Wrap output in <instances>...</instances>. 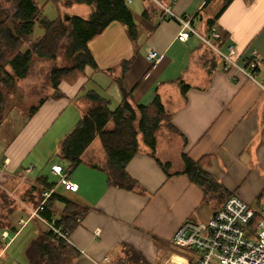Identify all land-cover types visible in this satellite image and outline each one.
<instances>
[{
	"label": "crops",
	"instance_id": "1",
	"mask_svg": "<svg viewBox=\"0 0 264 264\" xmlns=\"http://www.w3.org/2000/svg\"><path fill=\"white\" fill-rule=\"evenodd\" d=\"M151 1L143 0L144 21L137 26L135 40L122 22L110 23L89 43L99 69L88 68L87 76L75 84L61 83L65 97L48 98L31 119L24 121L19 133L7 139L0 135V186L6 187L11 196L18 189L24 193L34 185L40 189L15 207L12 222L2 232L0 264H31L28 248L46 224L40 220L31 231L30 241L19 248L16 244L32 219L21 225L20 218L30 214L33 198L47 190L42 192V175L50 182V175L60 177L55 190L85 210L66 240L73 248L68 264H110L132 251L150 264H159L157 258L172 247L182 252L178 261L170 264H195L198 252L174 242L173 237L185 220L211 219L224 200L204 199L201 187L183 173L184 155L193 161L208 157L207 170L228 193H237L244 200L251 202L264 187V0H232L219 17L227 0H160L176 14H197L193 25L202 33L207 34L212 25L217 27L223 35L222 51L229 52L233 43L232 57L236 61L242 62L250 50L256 49V80L235 67L226 71L220 57L209 74L207 67L194 60V55L202 51L200 38L178 39L180 24ZM127 2L129 5L134 0ZM149 47L161 54L158 62L147 58ZM123 60L131 61L125 71ZM178 78L190 85L185 94L176 82ZM85 83L86 89L108 97L113 109L123 100L133 106L148 105L158 93L180 131L174 133L163 127L157 134L154 155L142 142L141 150L126 165L133 179L131 187L109 182L107 154L98 136L72 171L69 162L58 156L61 139L74 128L86 107L81 98L75 97ZM112 126L110 122L108 128ZM51 130L56 136L46 139ZM163 138L178 143L177 157L160 142ZM44 145L51 152L42 154ZM161 162L169 165L165 168ZM174 163L176 168H172ZM42 164H46V173L38 167ZM53 164L63 166L65 178L52 171ZM29 168L32 170L27 172ZM66 178L78 184V190H70ZM63 206L62 202L55 203L53 218L59 217Z\"/></svg>",
	"mask_w": 264,
	"mask_h": 264
},
{
	"label": "trees",
	"instance_id": "2",
	"mask_svg": "<svg viewBox=\"0 0 264 264\" xmlns=\"http://www.w3.org/2000/svg\"><path fill=\"white\" fill-rule=\"evenodd\" d=\"M61 1L66 7L86 4L90 7V13L86 17L67 14L65 17L58 16L52 19L44 13V5L38 0H0V123L3 120L7 96L12 93L17 81L29 76L37 59L52 62L48 70L52 92L30 106L28 120L48 98L60 99L66 96L60 88L61 83L75 84L80 78L87 76L88 68L99 69L89 43L110 23L122 22L130 37L133 40L137 37V25L127 0ZM231 1L227 0L224 3L216 17L221 15ZM211 23L213 24V21ZM37 24L44 28V32L33 39L32 33ZM200 49L201 53L194 55V60L207 67L208 73L211 74L218 65L220 56H215V52L202 41ZM60 56L65 58L62 64H59ZM130 62L122 61L124 71ZM176 82L185 94L190 85L183 78H178ZM75 97L81 98L86 107L77 124L61 139L58 147V156L69 162L71 171L81 161L86 148L98 136L107 154L106 169L109 182L131 187L133 179L127 173L126 165L141 150L142 142L154 155L157 134L163 127L170 132L180 133L171 122V112L158 93L148 105L133 106L127 100H123L114 109L108 97L97 90L86 89V83ZM110 122L113 126L108 128ZM207 161L208 157L193 161L184 155L183 173L188 174L190 179L201 187L205 200L223 199L225 202L232 194L228 193L220 181L207 170ZM161 164H164L165 168L169 165L167 162ZM38 179L40 180V177ZM40 182L42 192L44 189L53 188V192L45 199L42 216L48 220L52 219L56 215L55 203L62 202L64 206L56 218V224L71 233L78 225L79 219L84 216L85 210L79 203L57 192L55 188L58 183L50 182L43 175ZM36 188L34 185L26 192L29 199L34 196ZM3 190L0 186V200H3V209L7 208L8 213L3 211L0 215V243L2 232L8 227V217L16 210L10 206L8 192ZM37 191L40 192V189ZM43 198V195L37 199L33 198V206H37ZM3 216L4 219H1ZM12 229L17 230L15 226ZM72 249L65 239L47 227L33 240L27 254L31 264H68ZM110 264L150 263L144 256L132 251Z\"/></svg>",
	"mask_w": 264,
	"mask_h": 264
},
{
	"label": "built area",
	"instance_id": "3",
	"mask_svg": "<svg viewBox=\"0 0 264 264\" xmlns=\"http://www.w3.org/2000/svg\"><path fill=\"white\" fill-rule=\"evenodd\" d=\"M154 1L164 9L166 17L180 24L178 39L186 41L191 36L199 37L222 58L226 71L235 67L248 78L256 80L258 68L256 49L250 50L242 62H238L232 57L235 47L233 43L229 44V52L222 51L220 41L223 35L217 27L210 28L207 34L202 33L193 25V21L198 18L197 14H176L160 0ZM146 56L150 61L158 62L161 54L149 47ZM51 169L65 178L61 164H53ZM31 170L29 168L27 172ZM66 185L70 190H78V184L71 179L66 178ZM52 192L53 188L45 190L42 193L43 200L36 207H29V217H21L19 223L24 225L29 218H37L60 238L68 240L70 233L56 224V218L48 220L42 216L45 199ZM173 241L198 252L199 258L195 264H264V206L254 208L240 196L232 194L208 221L185 220Z\"/></svg>",
	"mask_w": 264,
	"mask_h": 264
},
{
	"label": "rangeland",
	"instance_id": "4",
	"mask_svg": "<svg viewBox=\"0 0 264 264\" xmlns=\"http://www.w3.org/2000/svg\"><path fill=\"white\" fill-rule=\"evenodd\" d=\"M40 4L44 5V13L49 18H57L58 16L65 17L67 14H77L86 17L89 14L90 7L86 4H75L72 7H66L61 0L53 1V0H38ZM148 2L152 3L151 0H147ZM143 5V0H134L133 3H129L130 9L133 11L134 14V21L137 24V26L141 25V22L144 21L142 11L144 9L141 7ZM44 28H42L40 25H36L34 27L32 38H36L37 36L43 34ZM65 58L63 56L59 57V64L64 63ZM52 62L51 61H44V60H36L34 62L33 70L29 74V76L26 79L19 80L16 83V87L12 89V93L7 96V103L3 110V120L0 123V135L1 137L7 139L15 135L16 133H19L20 127L24 123V121L28 118L30 106L38 103L39 99L47 94H50L52 92L50 83L48 81V70L51 67ZM261 79V78H260ZM81 102V101H78ZM58 126V125H57ZM57 126L55 128H57ZM56 131L51 130L48 135H46V139H49L50 136H56ZM166 137V136H165ZM167 138V137H166ZM160 142L164 145H166L168 148L171 149V153L173 157L178 156V143L175 141H172L170 139H161ZM54 143V142H53ZM50 147L47 145H44L42 147V154H48L50 151ZM40 150V149H39ZM42 159V157H41ZM46 164L39 165V168H42V171L46 173L47 168L45 166ZM177 165L174 163L172 165V168H176ZM51 180L58 182L59 178L55 175H50ZM4 188V187H3ZM6 192L8 190L6 187L4 188ZM3 190V191H4ZM4 191V192H5ZM9 194V192H8ZM238 195L237 193H233ZM25 196H27L26 192L21 193V191L18 189L17 192H14V196H11L9 194L10 198V206H14V208L21 206L18 204V202L24 200ZM239 196V195H238ZM27 198V197H26ZM20 199V200H19ZM247 201V200H245ZM250 205H252L254 208H258L259 206L264 204V187L260 190V193L256 195V197L251 201H247ZM3 200H0V215L4 211L5 213H8L7 208L3 209L2 206ZM260 203V204H259ZM33 207V204L30 205V207ZM27 209V207H26ZM27 215V216H26ZM24 217H29V212L25 214ZM4 219V216L1 218ZM12 216L8 217V224L12 222ZM17 222V218H16ZM30 223L27 225L26 229L23 231L22 235L19 237L20 240L17 242L16 247H20L25 243V241H30L31 237V231L34 228H37V226L40 225V220L37 218H32ZM11 232V237H12ZM188 250L192 251L190 248H187ZM182 252V249L175 247H172V250L168 249L165 251V253L161 256H159L158 263L159 264H170L171 262L178 261V258H180V254Z\"/></svg>",
	"mask_w": 264,
	"mask_h": 264
}]
</instances>
